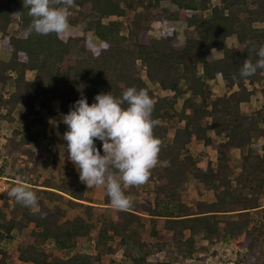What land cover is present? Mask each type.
<instances>
[{
	"label": "trees",
	"instance_id": "obj_1",
	"mask_svg": "<svg viewBox=\"0 0 264 264\" xmlns=\"http://www.w3.org/2000/svg\"><path fill=\"white\" fill-rule=\"evenodd\" d=\"M144 1L124 0L121 7L114 0H75L71 10H76L84 31L99 41L95 47L86 36L63 42L56 34L30 32L31 17L22 0H0V48L9 55L0 60V118L12 124L13 110L23 107L4 146L13 173L8 178L11 183L29 184L40 208L33 212L17 204L8 196L13 186L0 194V264H105L104 256L117 254L119 259L107 264H152L147 258L159 253L168 260L154 264H187L205 262L212 244L232 247L233 243L238 247L235 264H264V106L248 116L241 111L254 85L264 84V71L239 77L245 59H258L248 42L264 44V0H147L144 12L132 19L133 5L143 6ZM162 2L175 8H161ZM150 22L165 27L158 37L144 35ZM170 22L186 25L182 43L168 27ZM231 37L236 45L225 48ZM212 52H221V57L211 58ZM219 78L226 94L214 97L211 82ZM127 87L147 90L154 101L160 163L145 184L124 189L129 196L150 185V196L140 203L132 200L129 208L116 210L114 218H102L95 226L92 208L84 205L91 203L84 183H66L67 177L80 180L78 170L62 171L58 155L44 160L33 149L41 138L49 135L55 141L67 131L63 123H48L36 105L47 116H55L58 101L65 115L67 106L81 97L91 105L96 95L111 92L119 97ZM156 89L167 94L159 96ZM170 129L174 133L168 139ZM258 140L262 144L254 148ZM94 142L103 155L102 142ZM191 143L210 147L216 153L214 160L201 165L199 155H207L189 153ZM19 158L22 167L17 166ZM194 182L211 192L214 201L197 199L191 206L182 202L181 193ZM64 195L66 206L83 208L85 216L67 217L59 205ZM104 196L109 205L106 191ZM261 210L262 222L251 225L250 213ZM145 215L151 222L163 220L158 230L152 225L149 242L138 231ZM93 229L97 232L91 236ZM17 234L24 239L13 257L5 244ZM203 238L207 245L201 244ZM91 241L95 253L78 251Z\"/></svg>",
	"mask_w": 264,
	"mask_h": 264
},
{
	"label": "clouds",
	"instance_id": "obj_2",
	"mask_svg": "<svg viewBox=\"0 0 264 264\" xmlns=\"http://www.w3.org/2000/svg\"><path fill=\"white\" fill-rule=\"evenodd\" d=\"M22 3L31 17L30 32L46 36L69 30L70 9L75 6V0H22ZM248 43L258 59L244 60L239 77L245 79L264 71V44ZM94 100L89 105L81 97L62 116V123L67 126L63 135L67 147L58 146L60 155L67 153L87 188L105 187L111 207L126 210L132 200L124 189L145 184L151 170L160 163L161 140L153 131L159 124L152 118L154 101L147 90L136 87H127L119 97L111 92L100 93ZM95 140L102 142L103 155ZM8 196L17 204L40 212L37 194L24 184L12 187Z\"/></svg>",
	"mask_w": 264,
	"mask_h": 264
},
{
	"label": "rangeland",
	"instance_id": "obj_3",
	"mask_svg": "<svg viewBox=\"0 0 264 264\" xmlns=\"http://www.w3.org/2000/svg\"><path fill=\"white\" fill-rule=\"evenodd\" d=\"M114 1H120V6H123V1L124 0H114ZM148 4V1H144L143 6H137V4L133 5V11L134 13L131 14V18L133 19L134 16H137L140 13L144 12V6H146ZM161 8H168L170 10L174 9L175 7L172 4L169 3H165L162 2L160 4ZM69 24H70V28L66 33L60 34L59 38L60 40H62L63 42H65L66 40H68L69 38H73V37H77V36H86L90 42L95 46L98 47L99 46V41L91 34V33H86L84 31V25L81 22H78L76 20V10H71L70 9V16H69ZM168 27L173 28L177 34V38L179 43H182L184 40V37L186 35V25L182 22H170L168 24ZM165 27L163 25H161L160 23H149V30L144 34L145 36H150V37H158L160 31H162ZM16 29V28H15ZM14 29V30H15ZM11 33H14L13 31ZM236 45V39L234 37H231L229 39H227L224 43V47L225 48H229L232 46ZM211 58H220L221 57V52H212L210 54ZM9 58V55H7L6 51L2 50L0 48V59L3 60H7ZM28 78H32L31 74H27ZM255 86V91L253 93L252 96H250L249 101L241 106V111L246 114V115H250L255 111H258L260 108H262L264 106V92H263V88H264V84L260 81V83H256ZM247 87L249 89H251L252 86H250L249 84L247 85ZM211 89H212V94L214 97H220L224 94H226V89H225V84L224 81L222 79H217L214 82H211ZM156 93L159 96H164L167 93L162 92L160 90L156 89ZM181 106V101L178 102L176 109H180ZM72 106L68 105L67 106V111H70V108ZM23 107H16L12 114L11 117L14 119L15 121H18L21 117V110ZM36 108L40 111V113L42 115H45L44 117L46 118L48 123H53V124H59L62 123V116L63 114L60 112L59 108V102L57 101L55 107L53 108V111L56 113L55 116H47L44 110L39 109V107L36 105ZM2 114L6 113V110H2L1 111ZM10 123V120H2V118H0V177L6 178L4 181V184L6 185V187H10V186H17V184L19 182H14L11 183L10 181V177L9 175H12L13 173L11 172V169L9 167V162L7 160V157H5L4 155V146L7 144L8 139L10 138V128H12L13 126H15V123ZM174 130L170 129L168 131V139H171L173 136ZM212 135V134H211ZM213 136V135H212ZM47 139V140H46ZM262 142H260L259 140L255 142L254 148H259L261 146ZM60 145H63L65 148L67 147V142L63 140V135H60L59 137L56 138L55 141H51V139L49 138V135H47V137L41 138L38 142V145L33 146V149L35 150L36 153H42V159H46V160H50L53 156L58 155V166L61 168L62 171H64L65 169H69L71 168V171L76 173L77 169L75 167V165L68 159L67 157V153H65L64 155H60V151H59V147ZM188 152L193 154V155H199L201 153H206L207 156H200L201 157V165H205L207 163L208 160L213 161L216 154L215 152L209 148V147H204L200 144H196V143H191L188 146ZM239 153L238 152H233L232 153V160L233 162L236 164L239 162ZM19 165V166H18ZM23 165V161L21 158L18 159V163L17 166L18 167H22ZM42 173H46V168H42ZM28 179H31V181H33L32 179H34L33 176H29ZM39 180L41 181V179L39 178ZM3 180L0 179V182H2ZM24 181L27 182L26 179H24ZM77 183V186H80L82 184V182L80 180H76L74 177H67L66 183ZM27 189H29L28 187L29 184L23 183ZM85 185V184H83ZM158 185V184H157ZM86 187V193L87 195H89L90 199H91V203L87 204L84 203V205H89L92 210H90V213L92 215V221L93 223H95V226L99 225V222L102 218H111V217H115V209L113 207H104V206H99L102 205L103 203H105V196H104V192H105V187H93L91 189ZM152 191V186H148L147 189L140 187L139 188V193L137 194H133V195H129L128 197L137 202L140 203L143 200L146 199V197L149 195L150 196V192ZM181 198H182V202H184L186 205L191 206L193 205L194 201L197 199H202L204 201L209 202L210 200H213V194L211 192H204L202 190V188L200 187V185L197 182L194 183H188L186 185L185 190L181 193ZM68 199L67 195H64V200L63 202L59 203L60 207L62 209H64L68 214L67 217H69L70 219L73 218L75 215L79 214V215H83L84 214V209L83 208H75V209H71L69 207L66 206L65 201ZM261 203L264 204V201H262ZM1 205V203H0ZM49 206H52V203L48 204ZM262 215H263V210L261 211H256V212H251L250 213V219H251V225L252 224H257L258 222H262ZM236 216H227L226 219L230 220V219H236ZM152 219H150L149 217H145L143 220V224L142 226H140L138 228V231L140 233V235L143 237V239L147 242L151 241V236H150V230L152 225L154 224L155 229L158 230L162 227L163 225V220L158 219V220H153L154 222H151ZM250 225V226H251ZM97 232V230L93 229L91 232V236H94L95 233ZM167 233V232H165ZM24 239V235H16L15 239L13 242H11L10 244H5L6 249L8 250L9 254L11 256H15L16 253V247L18 242H20L21 240ZM201 244L202 245H207L208 242L205 238H203L201 240ZM94 245L93 242L91 241L90 244H85V245H81L79 246L78 251L79 252H87V253H95L94 249H93ZM238 248V247H237ZM236 248V244L233 243L232 247H220L219 245H215L212 244L210 246V250L209 253H207L205 262H200L198 260H192V261H188L186 262L187 264H235L234 260L236 259L235 253L236 251H238ZM241 251V250H239ZM120 255H109V256H104L103 257V262L105 264H107L110 259H119ZM168 260V256L165 253H159L156 256H149L147 258V261L149 263L154 264L156 261H166ZM240 264H244V263H240Z\"/></svg>",
	"mask_w": 264,
	"mask_h": 264
},
{
	"label": "crops",
	"instance_id": "obj_4",
	"mask_svg": "<svg viewBox=\"0 0 264 264\" xmlns=\"http://www.w3.org/2000/svg\"><path fill=\"white\" fill-rule=\"evenodd\" d=\"M7 55H8V54H7ZM0 60H1V59H0ZM7 60H8V59H7ZM3 61H6V60L3 59ZM242 105H244V104H242ZM242 105H241V106H242ZM248 115H249V114H248ZM248 115H247V116H248ZM211 134L213 135V133H212L211 131H209V132H208V135L211 136V137H213ZM209 148H210V147H209ZM215 154H216V153H215ZM238 156H239V155H238ZM204 192H207V191H204ZM213 201H214V197H213V200H210V201H209V203H210V202H213ZM99 206L111 207L110 203H109V205H105V203H103L102 205H99ZM116 210H117V209H115V214H116ZM146 216H147V215H145V217H146ZM147 217H149V216H147ZM111 218H113V217H111Z\"/></svg>",
	"mask_w": 264,
	"mask_h": 264
},
{
	"label": "built area",
	"instance_id": "obj_5",
	"mask_svg": "<svg viewBox=\"0 0 264 264\" xmlns=\"http://www.w3.org/2000/svg\"><path fill=\"white\" fill-rule=\"evenodd\" d=\"M0 179H2L3 181L0 182V194L3 193L4 191H6L8 189V187H6V185L4 184V180L6 178L0 177ZM20 183V182H19ZM22 183V182H21ZM23 184V183H22Z\"/></svg>",
	"mask_w": 264,
	"mask_h": 264
}]
</instances>
